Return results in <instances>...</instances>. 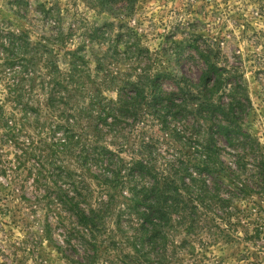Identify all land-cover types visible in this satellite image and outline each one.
I'll list each match as a JSON object with an SVG mask.
<instances>
[{
    "label": "rangeland",
    "instance_id": "374dc122",
    "mask_svg": "<svg viewBox=\"0 0 264 264\" xmlns=\"http://www.w3.org/2000/svg\"><path fill=\"white\" fill-rule=\"evenodd\" d=\"M0 28L21 36L24 45L11 62L6 54L15 51L0 54V103L19 130L0 149V164L12 172L4 178L0 170V264L132 263L131 240L139 223L125 213L134 184L128 182V171L117 178L111 173L115 165L131 167L139 159L151 160L159 172L177 159L192 160L196 143L206 139L205 125L193 116L187 91V111L176 108L166 114L157 89L169 94L197 86L206 69L201 54L221 70L212 78L220 76L222 82L213 103L227 106L234 99L243 105L234 108L231 122L240 125L244 137L229 146L212 134L223 159L232 163L239 155L251 167V147L264 158V0H0ZM72 61L76 69L69 73ZM51 77L72 81L67 88L53 84V91L66 97L57 99L55 111L48 106L52 92L42 86ZM134 85L143 93L126 112L92 124L101 131L97 141L118 154L119 164L109 170L82 168L74 154L54 156L64 133L57 127L67 124L66 116L72 123L77 111L91 109L96 117L101 104L133 95ZM16 95L22 97L19 106L10 99ZM25 104L29 110L22 112ZM37 161L43 177L32 166ZM62 170L76 174L78 193L92 207L114 196L110 218L94 235L93 261L91 249L71 233L79 229L69 216L42 197L68 187ZM8 182L20 198L4 189ZM198 212L200 222L191 233L173 223L162 261L149 255L151 262L142 264H264V192L232 203L223 221Z\"/></svg>",
    "mask_w": 264,
    "mask_h": 264
},
{
    "label": "trees",
    "instance_id": "16d2710c",
    "mask_svg": "<svg viewBox=\"0 0 264 264\" xmlns=\"http://www.w3.org/2000/svg\"><path fill=\"white\" fill-rule=\"evenodd\" d=\"M101 1L107 2V0ZM22 40L21 36L12 33L4 34L0 28V54H6L10 51L16 52L14 55L6 54V61L11 62L14 57H17L18 51L24 48ZM200 57L206 69L201 75L199 84L194 86L193 90L179 89L177 93L168 94L157 89L161 93L159 104L166 114L176 108L178 111L181 109L187 111L188 103L183 98L184 91H187L189 100L193 101L191 110L193 116L205 125L204 135H206V139L196 143L197 148L193 149L194 156L190 162L177 159L176 163L170 165V169L164 170V172L157 171L151 160L145 161L144 159L131 161V167L125 165L116 167L114 163H120V161L115 162L118 154L107 150L97 141L100 140L98 135L101 134V131L97 127H93V120L105 123L110 118L115 119L119 111L126 112L129 104L141 96L140 93H143V89L141 90L137 85L133 86V95L128 98L123 96L117 103L101 104L100 112L96 117H91V109L87 111L80 109L77 111L76 117H72L74 122L69 121L71 117L68 115L66 116L67 124L57 127L63 129L64 133L62 134L63 139L59 140L60 149L54 152L56 153L54 156L60 152L62 154L68 152V155L71 156L74 154L76 164L82 168L92 165L97 169L109 170L111 166L115 165V169L111 173L115 178L121 172L128 171V182L133 183L134 186L131 185L130 205L126 208L125 214L128 220L135 215L136 221L139 223V229L136 230V234L131 240V248L136 257L130 264L151 262L149 255L153 257L154 261H162L167 251L168 230L173 223L185 226L186 233H191L200 222L201 213L198 212L199 210L211 212L213 217L216 216L218 220L223 221L232 203L249 197L255 191L264 192V158L259 154V150L251 147L252 150L248 152V154L253 155L251 167L247 166L243 157L239 155H236L232 163H229L223 159L221 147L213 141L212 134L214 132L222 136L229 146L234 140H238L237 137H244L240 125L231 122V118L235 115L234 108L243 105L234 99H230L227 106L213 103L212 96L220 90L222 82L220 76L216 81L212 78L218 75L217 71L221 70L211 64L207 56L201 54ZM70 65L69 73H73L76 69V62L72 61ZM70 83L72 81L68 78L54 81V78L51 77L48 81H42V86L46 89L49 88L52 92L48 97L49 109L55 111L57 99L59 98L61 101L66 98L53 91L55 85L60 86V88L63 86L67 88ZM149 87L151 90L155 88L154 85H149ZM152 98L154 102L157 100L155 95ZM10 99L16 103V106H19L22 97L16 95ZM97 104L100 105L99 102ZM27 106L28 104L23 105L20 110L27 112L29 110ZM226 122L228 124H225ZM0 130L2 132L1 149L2 145H9L10 141L17 137L16 132L19 131L12 118L4 115L1 103ZM89 130L96 133L92 134L94 137L88 135ZM31 144L29 143L27 146ZM77 147L80 149L76 151ZM51 160L53 162L54 158L52 157ZM38 161L34 162L32 166H36L37 175L43 177V168ZM56 168L59 170L58 167ZM0 170L4 178L12 174L8 166L0 164ZM62 172L67 179L68 187H57L53 197L48 193L42 197L47 200L48 206L55 207L60 213L69 216L68 219L79 229V231L72 229L71 233L79 235L77 238L91 249L93 253L90 260L93 261L97 258V244L94 241V235L100 230L99 228L104 227L105 219L110 218L112 211L110 210V201L114 200V196H110L109 200H99L94 203L95 207H92L86 202V197L82 198L78 193L74 180L76 174L72 171L62 170ZM10 183L8 182L4 189H8ZM37 183L38 180H33L34 186ZM22 188L25 189L24 186ZM114 189H117V185L110 187L109 191L112 192ZM7 192H11V195L20 198L17 190L8 189ZM4 195L8 197L9 194L4 193ZM215 214H219V216ZM58 217H61L59 213ZM213 217L211 218L210 230L215 225ZM120 220L121 218L117 215L118 224ZM48 232L47 229L45 234L48 235ZM156 256L159 259H156Z\"/></svg>",
    "mask_w": 264,
    "mask_h": 264
}]
</instances>
